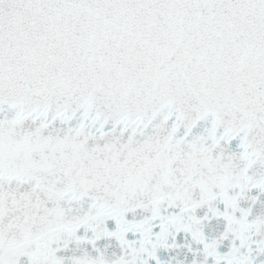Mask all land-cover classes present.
Here are the masks:
<instances>
[{
	"label": "snow or ice",
	"instance_id": "1",
	"mask_svg": "<svg viewBox=\"0 0 264 264\" xmlns=\"http://www.w3.org/2000/svg\"><path fill=\"white\" fill-rule=\"evenodd\" d=\"M0 264H264V0H0Z\"/></svg>",
	"mask_w": 264,
	"mask_h": 264
}]
</instances>
